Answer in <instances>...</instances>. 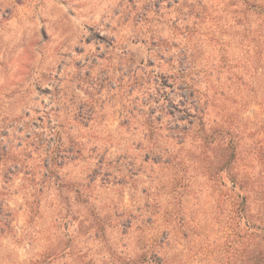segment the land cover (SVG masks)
Returning a JSON list of instances; mask_svg holds the SVG:
<instances>
[{
  "label": "rangeland",
  "instance_id": "1",
  "mask_svg": "<svg viewBox=\"0 0 264 264\" xmlns=\"http://www.w3.org/2000/svg\"><path fill=\"white\" fill-rule=\"evenodd\" d=\"M259 246L264 0H0V264Z\"/></svg>",
  "mask_w": 264,
  "mask_h": 264
},
{
  "label": "trees",
  "instance_id": "2",
  "mask_svg": "<svg viewBox=\"0 0 264 264\" xmlns=\"http://www.w3.org/2000/svg\"><path fill=\"white\" fill-rule=\"evenodd\" d=\"M223 129H225V127L223 126ZM235 129H231L230 130V127H227V132H224V133H230V131L231 132H233ZM229 131V132H228ZM230 144L233 146V142L232 141H230ZM240 227L239 228H241V229H246L247 227H249V221H248V219H246V217L245 216H243V215H241L240 216ZM258 249H259V251H261L262 252V261L260 260V262L258 261L257 263H255V264H264V251L262 250V248L259 246L258 247ZM259 251H258V253H259Z\"/></svg>",
  "mask_w": 264,
  "mask_h": 264
}]
</instances>
